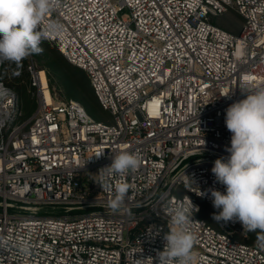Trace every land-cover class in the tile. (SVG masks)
I'll use <instances>...</instances> for the list:
<instances>
[{"label": "built area", "instance_id": "built-area-1", "mask_svg": "<svg viewBox=\"0 0 264 264\" xmlns=\"http://www.w3.org/2000/svg\"><path fill=\"white\" fill-rule=\"evenodd\" d=\"M230 9L244 19L238 34L210 20ZM49 24L62 32L46 40L86 71L110 115L57 100L32 54L31 117L0 79V264H158L170 210L190 201L192 264H264V241L200 217V201L212 203L197 195L224 191L211 168L229 155L225 110L246 97L242 82L264 87V0H57L40 30ZM119 151L140 167L101 179ZM120 183L129 192L113 210Z\"/></svg>", "mask_w": 264, "mask_h": 264}, {"label": "clouds", "instance_id": "clouds-1", "mask_svg": "<svg viewBox=\"0 0 264 264\" xmlns=\"http://www.w3.org/2000/svg\"><path fill=\"white\" fill-rule=\"evenodd\" d=\"M56 2L0 0V62L19 63L33 53L39 54L44 39L62 32L59 24H49L45 31L39 27ZM242 83L246 97L225 110V126L231 133L230 146L225 148L229 155L217 158L211 168L215 182L223 185L224 191L210 188L197 195L210 193L212 206L218 210L212 214L214 220L239 221L244 232H264V87L251 88L247 78ZM111 160L110 165L98 171L101 179L104 175L135 172L141 163L136 154L128 151L115 153ZM99 185L103 189V183ZM128 192L127 183L117 184L110 207L118 209ZM193 207L190 201V208L170 210L171 222L176 227L164 235L165 247L157 253L158 264H192L195 237L187 225L193 222ZM195 211H199L198 206ZM138 264H143V260Z\"/></svg>", "mask_w": 264, "mask_h": 264}, {"label": "rangeland", "instance_id": "rangeland-1", "mask_svg": "<svg viewBox=\"0 0 264 264\" xmlns=\"http://www.w3.org/2000/svg\"><path fill=\"white\" fill-rule=\"evenodd\" d=\"M210 20L212 23L223 27L224 29L234 33L238 34L242 28L244 19L242 16H240L236 11L230 9L224 13L218 14V15H213L210 16ZM46 40V39H45ZM50 47L54 48L62 55V53L58 50V48L48 40H46ZM43 49V48H42ZM53 54V51L50 50V53H47L45 49L39 54L33 53L32 55L34 56V59L36 62L43 67H46L47 62H48V56ZM50 55V56H51ZM63 56V55H62ZM63 58L66 60V58L63 56ZM68 61V60H66ZM6 62V81H9L10 87H12L16 93L18 94V99H19V105L22 110V116L23 118H29L33 115V113L36 110L37 107V100L36 96L32 92V88L30 86V80H29V75L26 72L25 64H26V58L23 59L21 62L16 63L12 61H3V63ZM69 62V61H68ZM23 65H22V64ZM70 63V62H69ZM71 64V63H70ZM73 65V64H72ZM21 66H23V69L21 70ZM75 66V65H74ZM54 75L53 79V86H54V92H55V98L57 100L63 101L67 100L70 98L77 99L81 101L83 104L84 102V96H80L78 91L76 92L75 90L73 93L69 90V87L67 86L66 81L64 80L65 77L59 78L57 75ZM72 87V86H71ZM93 99L89 95L86 100V109L87 111L94 116L97 119H101L103 117H108L110 114L103 110L94 93H92ZM86 97V96H85ZM202 204V210L199 213L200 217H203L208 220L209 223L212 225H218V221L213 219L212 214L214 212H217L210 204L200 201ZM254 240H262L264 241V232H260L259 230L256 232H249V241H254Z\"/></svg>", "mask_w": 264, "mask_h": 264}, {"label": "trees", "instance_id": "trees-1", "mask_svg": "<svg viewBox=\"0 0 264 264\" xmlns=\"http://www.w3.org/2000/svg\"><path fill=\"white\" fill-rule=\"evenodd\" d=\"M41 48L45 49L47 53H50V50L53 51V54L48 56V62L46 67L48 77L50 80V85L52 88L53 86V79L54 75H57L59 78H64L67 83V86L69 87V90L73 93L75 90L76 92L80 94V96H84L83 100L86 103L85 98L88 97V95L91 97L89 99H93L92 93L93 89L89 80V77L85 70L74 66L70 64L68 61H66L63 56L54 48H51L49 43L44 39L40 45ZM22 64V63H21ZM23 65V64H22ZM43 67V66H42ZM6 78V62L2 64L1 72H0V79L3 80L7 85L10 86L9 81L5 80ZM72 86V87H71ZM86 96V97H85ZM84 105L86 106V104Z\"/></svg>", "mask_w": 264, "mask_h": 264}]
</instances>
